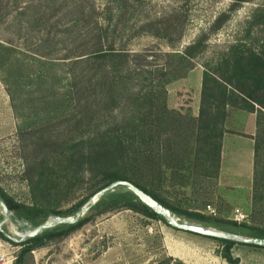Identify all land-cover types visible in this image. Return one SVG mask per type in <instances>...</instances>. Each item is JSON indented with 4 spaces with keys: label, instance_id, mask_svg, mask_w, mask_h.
Returning a JSON list of instances; mask_svg holds the SVG:
<instances>
[{
    "label": "rangeland",
    "instance_id": "obj_1",
    "mask_svg": "<svg viewBox=\"0 0 264 264\" xmlns=\"http://www.w3.org/2000/svg\"><path fill=\"white\" fill-rule=\"evenodd\" d=\"M233 1L121 0V14L116 17L124 16L122 21L127 17L126 26L122 32L121 26L115 31L110 27L105 37L113 39L114 48L129 53L130 71L128 77L113 81L102 75L97 61L84 58L81 63L73 64L76 58L73 55L81 51L86 57L97 49L98 44L90 41L96 33L91 29L94 25L105 27L104 16L113 13L111 8H117V3L2 0L0 188L16 202L32 204L25 176L31 162L41 158L51 143L89 140L124 127L127 105L141 90L152 99L151 112L143 124L139 122L149 160L173 163L174 167L136 172L137 181L178 209L197 211L205 217L203 220L180 214V221L243 236L264 230V199L252 200V146L245 139V134L255 125L254 113L253 116L241 109H228V130L217 177L201 176L193 167L204 65L241 34L242 23L252 9L264 5V0H245L230 10ZM223 13L227 20L212 31L214 19ZM181 15L185 16L183 28L176 26L167 34H154V22L170 18V23L176 24ZM144 19L152 25L141 30ZM203 34L207 35L203 50L185 56V48ZM103 36L101 41L105 44L107 38ZM116 101L118 104L114 106ZM251 133L258 145L255 160L260 172L264 169V121L258 131L254 129ZM169 146L175 150L167 151ZM69 182L61 184L54 190L55 194L51 195L50 190L48 201L44 202L48 206L45 211L55 209L61 213L49 214L46 221L54 216L73 215L72 210L83 200L88 201L98 186L97 179L87 174ZM114 191L120 193L117 201L131 199L137 210L116 208L113 199L106 196L98 199L82 216L85 221L79 228L33 249L27 256V264H174L171 259L177 258L168 256L167 250L174 251L175 242L183 243L187 251L190 243L199 245L200 254L193 256L204 262L213 258L211 253L219 254L221 242L171 230L162 220L143 214L138 200L125 192L124 187H116ZM235 210L245 216L234 219ZM2 219L0 210V222ZM1 228L16 237L35 227L24 217L10 212V218ZM5 238L0 236L3 257L0 264H13L20 246ZM166 238L173 240L168 249L164 244ZM243 245L235 243L232 247ZM258 260L264 263V258ZM255 262L258 263L247 255L242 258V264Z\"/></svg>",
    "mask_w": 264,
    "mask_h": 264
},
{
    "label": "trees",
    "instance_id": "obj_2",
    "mask_svg": "<svg viewBox=\"0 0 264 264\" xmlns=\"http://www.w3.org/2000/svg\"><path fill=\"white\" fill-rule=\"evenodd\" d=\"M112 1L117 3V8L116 6L111 8L113 13H106L104 16L107 21L106 26L94 25L91 29L96 33L90 41L93 44H98L97 49L90 51L91 53L86 57H84L86 53H81V51L79 54L73 55V57H76L73 59V64L81 63L84 58L92 59L94 62L97 61L102 75L115 81L128 77L130 69L128 66L129 53L122 48H114L113 39L105 37L107 29L110 27L115 31L121 26L122 32L128 21L127 17L125 21L121 19L124 16L116 17L121 14L120 8L123 7L121 0ZM242 1L245 0H234L230 4V10H234L238 3ZM0 7H4L2 0ZM130 16H133V12L130 13ZM180 17L181 19L178 18L176 24L170 23V18L157 20L153 23L154 34L160 32L163 35L167 34L170 29H175L176 26L183 28L185 16L181 15ZM226 20L227 16L224 13L219 14L214 19L211 30H218ZM143 22L145 23L139 27L141 30H145L149 25H152L148 19H144ZM102 34H104L103 38H107L105 44L101 41ZM206 39L207 35H201L185 48L184 55L188 57V55L191 56L193 51L198 49L202 51ZM103 45H105L104 48ZM204 66L201 75L196 133L193 145V167L201 176L217 177L222 137L226 132L224 122L228 115V109L237 108L254 113L256 131L259 130L262 121H264V5H258L252 9L250 15L242 23L241 34L234 38L225 51L219 53L210 63H206ZM94 76H96V73ZM149 96L148 93L141 90L136 93L131 99L130 106L127 105V124L118 130L108 131L103 136L88 138L89 140L49 144L51 147L43 152L41 158L33 160L29 169H27V173H25L33 200L32 204L18 203L0 188V197L9 211L24 217L36 227L45 222L49 214L59 215L61 213L55 209H51L49 212L45 211L48 206L44 202L48 201L50 190L51 195L55 194L53 193L54 190L60 187L61 184L66 181L70 184L69 181L87 174L91 178H96L98 182L97 188L91 194L113 180H127L149 194L163 207L168 208L177 217L184 214L187 217L204 220L205 217L201 213L178 209L170 202L160 198L154 191L139 183L134 177L136 172L144 173L149 168L160 170L162 166L174 167L173 163L165 162L164 164L149 160V149L146 148L143 142L144 137L141 135L144 130H139V122L143 124L147 118L146 116L151 112L152 99ZM117 104L118 101L115 102L114 106H117ZM130 123L135 125H130ZM136 138H139L140 142L136 143L134 141ZM253 139L252 200L256 202L264 199V169L259 172L256 168L255 156L258 145L255 138ZM166 150L170 152L175 149L173 146H169ZM125 192L131 193L127 189ZM119 195V192L113 190L99 199L106 196L113 199L116 208L137 210V206L131 202V199L124 198L122 201H117L116 197ZM133 196L142 206L143 214L160 219L168 226L164 217L148 208L135 195ZM36 199L39 201H36ZM86 200L80 202L72 212H76L87 202ZM38 216L39 219H37ZM84 221L85 218H81L73 224H58L21 243H15L5 238L1 232L0 236L14 245L20 246L13 264H27V256L33 249L43 246L50 239L68 235L79 228ZM251 237H264V230L257 229ZM208 238L222 243L219 255L227 264L239 263V258L233 257L231 254L232 246L238 242L231 239ZM248 246L264 248L256 245ZM171 260L174 264H187L179 259Z\"/></svg>",
    "mask_w": 264,
    "mask_h": 264
},
{
    "label": "water",
    "instance_id": "obj_3",
    "mask_svg": "<svg viewBox=\"0 0 264 264\" xmlns=\"http://www.w3.org/2000/svg\"><path fill=\"white\" fill-rule=\"evenodd\" d=\"M119 186H122L126 188L127 190H129L133 195H135L139 199V201L145 204L148 208H150L152 211L164 217L168 226L174 229L205 236V237L231 239L238 243L264 247V237L243 236V235L233 233V232L217 230V229L204 226V225L189 223L187 221H180L179 218L174 213H171L168 208L163 207L153 197H151L149 194L145 193L144 191L139 189L137 186H135L133 183L127 180H113L107 185L103 186L98 191H96L94 194H92L91 197L88 199V201L84 203L73 215L68 216V217L54 216L51 219L36 226L32 230H29L23 234H16L17 235L16 237L9 235L7 232H5L1 228L2 223L10 218V211L7 208L5 202L0 197V210L3 214V219L0 222V232L9 240L15 243H21L58 224L76 223L82 218V216L87 211L90 210V208L94 205V203L100 197H102L109 191H113L116 187H119Z\"/></svg>",
    "mask_w": 264,
    "mask_h": 264
},
{
    "label": "crops",
    "instance_id": "obj_4",
    "mask_svg": "<svg viewBox=\"0 0 264 264\" xmlns=\"http://www.w3.org/2000/svg\"><path fill=\"white\" fill-rule=\"evenodd\" d=\"M252 115H253V113H252ZM227 122H228V115H227V117L225 119V122H224V128H225L226 132L228 130L227 125H226ZM254 123H255V116H254ZM254 129H256L255 125H254L252 130H249L250 132L248 131L245 134V136H247V138H245V139H247L249 141L250 145L252 146V152H251V156H252V173H253V158H254V152H253L254 139H253V135H251L252 134L251 132ZM236 131L240 132L238 130H236ZM226 132H224L223 137H222V146H221L220 160H221V156H222V153H223V147H224V143H225ZM241 133H243V132H241ZM167 228H170L171 230H175L174 228H172L170 226H167ZM183 232H185V231H183ZM186 233L189 234L190 236L193 235V233H189V232H186ZM193 237H194V235H193ZM195 241H198V240L195 239ZM172 243H173L172 239L169 240L168 238H166V240H164V244H165L167 249H168V245L172 244ZM174 244H176L177 246H174V248H175L174 251H172L171 249L167 250L168 256L183 260L187 264H227L226 261L224 259H222L219 254H212L211 253L213 258L212 259H208L205 262L201 261L196 256H193L194 254H196V255L200 254L199 245L196 246V245L190 243L189 244L190 247H189V249L187 251L186 249H184V246L182 245L183 243L175 242ZM233 253H235L234 256L239 258V263L238 264H242V258L245 255H247L249 257H252L253 259H256V261H258V263L255 262L256 264H264V263L260 262L261 260H258V259H260V257L264 258V248H259V247L256 248V247H251V246H248V245H243V247H240V248L232 247L231 248V254H233Z\"/></svg>",
    "mask_w": 264,
    "mask_h": 264
},
{
    "label": "built area",
    "instance_id": "obj_5",
    "mask_svg": "<svg viewBox=\"0 0 264 264\" xmlns=\"http://www.w3.org/2000/svg\"><path fill=\"white\" fill-rule=\"evenodd\" d=\"M245 215L240 213L238 210H235L234 219L239 220L240 218H243ZM3 257L0 256V263H2Z\"/></svg>",
    "mask_w": 264,
    "mask_h": 264
}]
</instances>
